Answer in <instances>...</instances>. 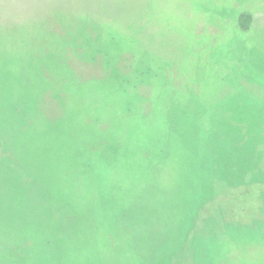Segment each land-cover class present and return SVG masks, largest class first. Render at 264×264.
<instances>
[{"label": "rangeland", "instance_id": "rangeland-1", "mask_svg": "<svg viewBox=\"0 0 264 264\" xmlns=\"http://www.w3.org/2000/svg\"><path fill=\"white\" fill-rule=\"evenodd\" d=\"M75 93L95 95L75 106ZM68 116L98 129L100 144H70L56 169L59 147L41 127ZM2 141L37 176L32 189L77 170L93 206L114 179L116 230L89 264H176L196 224L188 263L264 264V0H0ZM130 155L140 163L120 185ZM101 157L119 158L118 173L85 169ZM233 190L256 193L250 228L233 226L246 222L242 200L199 212ZM84 227L95 237L92 216Z\"/></svg>", "mask_w": 264, "mask_h": 264}, {"label": "trees", "instance_id": "trees-1", "mask_svg": "<svg viewBox=\"0 0 264 264\" xmlns=\"http://www.w3.org/2000/svg\"><path fill=\"white\" fill-rule=\"evenodd\" d=\"M84 94H88L89 99L95 95L93 93H75V106H79L78 96ZM88 102L90 103L89 100ZM133 105H138V97ZM139 112L141 111L138 109L134 116L140 115ZM78 117L76 115V122ZM37 124L44 126L42 122H34L32 130H35ZM71 124L72 117L68 116L54 128L41 127L40 137L44 141L56 143L59 147L56 169L62 168L63 156L67 160L73 158L70 144L75 143L76 145L77 141L83 140L85 142L86 140L87 146L90 147L100 142L97 137H94L95 134H99V130L97 129L95 132V128L91 124L87 127L83 125L82 127L80 125L73 127ZM83 129H88V132L82 133L81 130ZM139 133H142V130H139ZM27 135H29L28 132L26 137ZM141 135L137 134L136 141L138 143H140ZM28 143L35 147L41 144L38 140ZM7 146V142H1L0 148L3 153H0V264H89L90 257H97L102 252L100 244L103 234L107 233L110 237V234L116 230L117 221L107 217L108 215L111 216L109 211L118 209L116 208L117 205L115 207L110 205L116 199H120V192L113 184L114 179L111 178L110 195L107 199L101 200L99 194H96L93 206L83 205L86 197L84 188L86 175L84 173L79 174L77 170L66 171L65 174L61 172V176L56 175L53 183H50L53 187L48 188L47 192L45 188L32 189L31 186H36V182H38L37 176L29 170L30 166L23 165L21 159L9 152L6 149ZM130 148L129 146L128 154H132ZM15 151L17 155V147ZM19 155L18 153L17 156ZM34 158L38 162L41 156ZM117 161L119 158L104 162L101 157L99 160L87 161L84 163V167L89 171L94 169V177H96V171L103 169L105 164L114 167L113 171L120 169ZM139 163L137 155H130L118 174L117 180L120 185L122 182L125 184L122 178L123 170L137 169L136 166L138 167ZM117 171L116 173H118ZM146 171L151 170L146 168ZM97 182L98 180H96ZM42 183H44V178H42ZM20 185L25 191L24 194L15 191ZM135 194L136 191L133 195ZM259 195L264 196V193L260 192ZM255 196L256 193L253 194L252 191L242 190L238 192L233 190L206 201L199 212L204 215L211 211L212 205L216 201H227L237 205L242 200L243 205L239 206L237 210L241 208L244 214L241 218H244L246 222H239L233 226L250 228L248 226L251 225V222H255L253 217H250V207L252 206L254 210L260 208L250 202ZM99 198L102 204L99 202ZM107 202H111V204ZM247 203H250L247 209L248 214L244 212ZM262 203H264V199ZM260 210L261 208L258 211ZM200 214L198 213V218L201 216ZM91 216L94 218L95 237L91 233L92 230L88 231L84 227V222ZM196 228H199L197 224L182 243L176 264L188 263L191 249L190 241L197 231ZM93 239L95 242L91 241ZM235 239L236 237L231 238V240Z\"/></svg>", "mask_w": 264, "mask_h": 264}]
</instances>
